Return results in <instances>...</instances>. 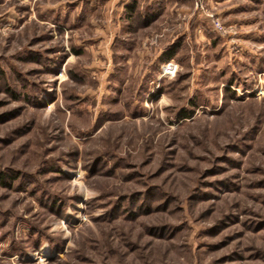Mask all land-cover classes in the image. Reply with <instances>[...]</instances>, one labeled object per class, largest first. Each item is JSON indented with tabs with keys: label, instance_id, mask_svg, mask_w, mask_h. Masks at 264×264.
I'll return each instance as SVG.
<instances>
[{
	"label": "rangeland",
	"instance_id": "374dc122",
	"mask_svg": "<svg viewBox=\"0 0 264 264\" xmlns=\"http://www.w3.org/2000/svg\"><path fill=\"white\" fill-rule=\"evenodd\" d=\"M0 264H264V0H0Z\"/></svg>",
	"mask_w": 264,
	"mask_h": 264
},
{
	"label": "built area",
	"instance_id": "2783aa9c",
	"mask_svg": "<svg viewBox=\"0 0 264 264\" xmlns=\"http://www.w3.org/2000/svg\"><path fill=\"white\" fill-rule=\"evenodd\" d=\"M216 26L219 27V23H216ZM164 67L166 68V70L164 69ZM175 69H176V65L172 62V61H169L167 63L164 64V66L162 67V71H166V73H173L175 72Z\"/></svg>",
	"mask_w": 264,
	"mask_h": 264
},
{
	"label": "trees",
	"instance_id": "16d2710c",
	"mask_svg": "<svg viewBox=\"0 0 264 264\" xmlns=\"http://www.w3.org/2000/svg\"><path fill=\"white\" fill-rule=\"evenodd\" d=\"M127 7H128V9H129L130 12L133 11V10H132V8H133V3H132L131 5H128ZM171 55H172V52H171V51H168V53H167V57H166V58H167V59L172 58ZM187 115H188V113H184V114L182 115V117H187Z\"/></svg>",
	"mask_w": 264,
	"mask_h": 264
},
{
	"label": "bare ground",
	"instance_id": "6f19581e",
	"mask_svg": "<svg viewBox=\"0 0 264 264\" xmlns=\"http://www.w3.org/2000/svg\"><path fill=\"white\" fill-rule=\"evenodd\" d=\"M166 70V69H165Z\"/></svg>",
	"mask_w": 264,
	"mask_h": 264
}]
</instances>
